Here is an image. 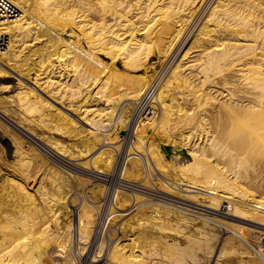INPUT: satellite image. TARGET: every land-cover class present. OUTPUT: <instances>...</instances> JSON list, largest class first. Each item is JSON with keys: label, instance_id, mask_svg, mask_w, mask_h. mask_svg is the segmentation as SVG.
<instances>
[{"label": "bare ground", "instance_id": "6f19581e", "mask_svg": "<svg viewBox=\"0 0 264 264\" xmlns=\"http://www.w3.org/2000/svg\"><path fill=\"white\" fill-rule=\"evenodd\" d=\"M12 1L23 15L8 21L13 40L0 76L15 75L18 88L0 95V116L72 171L11 135L14 159L0 150V264H264V244L242 239L264 230V0ZM156 55L170 59L160 80L155 61L141 72ZM11 87L1 82L0 91ZM134 123L128 153L117 154ZM35 126L75 141L40 137ZM158 138L177 149L176 163ZM130 201L154 202L155 215L171 218L121 216L116 202ZM167 201L192 213L200 212L189 202L242 213L255 228L237 226L235 253L232 234L221 240L207 226L185 241L151 239L150 229L188 228L181 218L192 214L177 215ZM204 222L220 229L224 220Z\"/></svg>", "mask_w": 264, "mask_h": 264}, {"label": "rangeland", "instance_id": "374dc122", "mask_svg": "<svg viewBox=\"0 0 264 264\" xmlns=\"http://www.w3.org/2000/svg\"><path fill=\"white\" fill-rule=\"evenodd\" d=\"M69 31V32H68ZM72 31V29L70 28V29H67V31H66V34H68V35H70L69 33ZM75 35V34H74ZM84 44L86 45V47L87 48H89V46L87 45V42H86V40L84 39ZM105 59H108L109 60V58H106L105 57ZM165 60H167V61H165ZM165 60H159V57L156 55V57H154V58H152L146 65H145V69L143 68L142 70H141V72H144L145 70H147V68L149 69V67H151V65H152V63L155 61V64L157 65V67H158V73H157V78H159V80L160 79H163V78H165V75L167 74L165 71L167 70V64L169 63L168 61L170 60V59H165ZM160 63V64H159ZM162 63V64H161ZM119 64L120 65H122V62L121 61H119ZM35 66H36V60H34V61H32L31 63H30V65H29V68L27 69V74H29V73H32V71H33V73H34V70H35ZM165 68V69H164ZM31 71V72H30ZM134 72V71H133ZM162 72V73H161ZM165 73V74H164ZM163 76V77H162ZM1 82H6V83H11V84H14V87H11V89H10V91H5V92H1L0 91V95L2 96V95H4V94H10V93H12L15 89H17L18 87H17V83H18V78L15 76V75H12V74H8V75H2V76H0V84H1ZM139 106H140V104H139ZM142 107V106H141ZM132 110L134 111V109L132 108ZM0 120H2L3 121V125H4V128H3V125L1 126L0 125V150H1V153L3 154L4 153V155L8 158V160L9 161H12L13 159H14V156H13V153H14V146H13V140L14 139H16V137L17 136H19V137H21V139L23 140V142H24V144L26 145V148H28V146H31V148L33 149V147H35L36 148V150L37 151H39L42 155L44 154L45 155V157H46V159L47 160H51V162H53L54 164H56V165H58V167H60L61 169H63V170H65V172H67L68 170H70L69 172H71L72 171V169L70 168V167H67V165L66 164H64V163H61L60 161H58V160H55V158L54 157H52L50 154H48V152L44 149V148H42L38 143H40L41 145H45V144H43L42 142H40V141H38L37 139H35V138H30V137H27V135H25L24 133H22L21 131H19V130H17V128L16 127H14V126H12V124H10L8 121H6V120H4L3 118H1V116H0ZM2 121H0V124H1V122ZM136 123V122H135ZM133 124L130 128L129 127H126L125 128V131L126 132H124V134H123V136L122 137H119L120 139H122V141H121V143L125 140V142H127V147H126V149L125 150H121V149H119L118 150V153L117 154H119L120 152H122L123 153V151H125V155H126V153H128V148H129V145L131 144L132 145V140H133V138L132 137H135V130L134 129H136L135 128V125L136 124H138V123H136V124ZM9 124V125H8ZM5 125L7 126V127H5ZM113 125V124H112ZM112 125H110L109 127H108V129H114L115 128V126L113 127ZM97 128H99V126H101V124L99 125V124H97V125H95ZM36 128H37V131L40 133L38 136H40L41 137V135L42 134H50L51 136H56V137H60V138H64V139H66V142H72V140L73 141H75L74 139H71L72 137H67V135L66 136H64L65 134H61V133H59L58 131H56L55 129H50V128H43V127H39V126H35ZM102 127V126H101ZM133 127V128H132ZM8 128H9V131H7L8 130ZM11 128V129H10ZM132 129V130H131ZM5 130H6V133H5ZM11 130H13V131H15V133L17 134V135H15V133H10V131ZM48 130H50V131H48ZM55 130V131H54ZM4 131V132H3ZM13 131H11V132H13ZM44 131V132H43ZM130 131V132H129ZM8 132H9V134L10 135H8ZM54 132V133H53ZM105 132V131H104ZM132 132H133V135H132ZM14 134V135H13ZM16 136L15 138L14 137H12V136ZM58 135V136H57ZM60 135V136H59ZM124 137V138H123ZM2 138V139H1ZM11 138V139H10ZM12 138H14V139H12ZM127 138V139H126ZM71 139V140H70ZM129 139V140H128ZM160 138H158V140H159ZM34 140V141H33ZM44 140H46L45 138H44ZM47 141V140H46ZM159 142H160V144H161V146L162 147H164L165 146V148H167V158L169 159L170 157H171V155H176L177 153H175L176 151H177V149H176V151H175V148L173 147L174 145H165L164 144V142H163V140L161 139V140H159ZM73 143V142H72ZM130 143V144H129ZM36 145V146H35ZM45 147H47V146H45ZM35 148L33 149V150H35ZM48 148V147H47ZM120 148V147H119ZM48 149H50V148H48ZM35 150V151H36ZM3 151V152H2ZM42 151V152H41ZM12 152V153H11ZM10 153V154H9ZM172 153H174V154H172ZM170 154V155H169ZM44 155H43V157H44ZM125 155H123V157L125 156ZM117 156L118 155H116V159H117ZM131 156H133V155H131ZM169 156V157H168ZM181 157L182 156H180L179 158L181 159ZM50 158H52V159H50ZM55 162H54V161ZM170 160V159H169ZM178 160V159H177ZM176 160L175 159H173V160H170V164H173V163H176L175 162ZM173 162V163H172ZM65 168V169H64ZM70 168V169H69ZM32 171H35V170H32ZM79 173H81V174H83V175H86V176H89V177H92V178H95V179H100L101 177L100 176H98L97 174H94V173H90V172H84V171H78ZM21 173V172H20ZM23 174V173H22ZM73 174H76L75 172L73 173ZM26 175V174H25ZM25 175H23V176H25ZM29 175V177H30V174H28ZM31 175H33L34 176V174L32 173ZM32 177V176H31ZM30 177V179H32ZM153 177H155L154 176V174H153ZM25 179H27V178H25ZM29 180V179H28ZM135 187V186H134ZM97 188L99 189V191L100 192H102V194H105L106 193V190L108 189L106 186H104V185H98L97 186ZM136 188V190H144V188H142V187H135ZM160 189H162V190H164V191H169V190H167L166 188H161V187H159ZM247 188V187H246ZM250 188V189H249ZM75 191L77 190V189H74ZM147 190V192H149L150 190H148V189H146L145 188V191ZM248 190L250 191H252L253 189L251 188V187H248ZM255 190V189H254ZM250 191V192H251ZM113 191L110 189V191H109V195H111L112 194V196L113 197H117V195H118V193H112ZM152 193V192H151ZM114 194V195H113ZM166 196V195H165ZM166 198H168V197H166ZM169 198H171V199H175V198H173V197H169ZM178 199V198H177ZM198 201V200H197ZM149 202V201H148ZM148 202H145V203H142V202H135V201H130V202H128L127 204L125 203L124 205L121 203V202H116V208H117V210H118V212L119 213H122L121 211H123V215L121 214V216H129L130 214H133L132 212H134V211H136V212H138V213H136V214H138V216H141L142 214H143V217L147 220V221H149V222H154V221H156L157 222V224H159L160 222H162L163 220H166V223H168L169 222V220H170V218L171 217H167V216H165L164 215V217H163V215H161V214H159L158 216L157 215H155V213H156V207H155V204L156 203H154V202H150V205H151V207H150V205L148 204ZM160 202H162V203H164L163 201H160ZM201 202V201H200ZM135 203V204H134ZM167 205H172L171 207L170 206H168V207H170L171 209H173V208H175L177 205H180V203H174L173 201H167V202H165ZM169 203V204H168ZM186 203V202H185ZM202 203V202H201ZM207 203V202H206ZM230 203V200L228 199V198H225L224 199V201H223V204H224V206H226V205H228ZM147 204L149 205V207L147 206ZM154 204V205H153ZM177 204V205H176ZM188 204V203H187ZM127 205V206H126ZM135 205V206H134ZM147 206V207H145V206ZM189 206H191V208L192 209H194V210H196V211H198V212H200V213H197V212H189L188 210H185L184 208V210L185 211H183V210H181L182 208L181 207H179V206H177L175 209H173V210H176L177 208H179L180 209V211L179 210H176L177 211V215H179L180 213L179 212H182L180 215H184L185 214V212L187 211V212H189L190 214H192V215H190V216H188L187 215V217H186V215H185V218L187 219H185V218H183L184 216H182V218L181 219H183L182 221H183V224L184 225H186V226H188V228H185L186 230H183V231H181V229H180V233L179 234H177L176 232H174L173 230H168L169 228H167V229H165L164 230V228L162 229L161 228V230L158 228H155V229H150L149 231L151 232V234L152 235H154V237L153 238H151V239H159V240H161V237H162V239L163 238H168V239H172V238H174L176 235H178L179 236V238L182 240V241H185L186 240V233H191L190 235H192V236H200V235H198V234H201L203 231H205L204 229L206 228V226H207V232H212L214 229V232H216L215 233V235L216 234H219L218 236H219V238L221 239V240H223V238L224 237H226V236H228V235H231L232 234V236H234V237H232V238H228V241H227V246H228V249H229V251L230 252H232V253H235V252H239V244H238V241H239V238H242L243 236H241L242 235V233L237 229V226H249V227H252V228H255V226H252V225H250V224H248L247 222H246V219H244V217H242L243 215H242V213L240 214L238 211L236 212L237 214H240V215H229V214H226V215H221V216H219V214H217V212L215 211V209H212V208H210V207H207V206H205V205H202V204H197V203H192V202H189V204H188ZM187 205V206H188ZM153 206L155 207V209L153 208ZM184 206V205H183ZM76 208V207H75ZM142 208V209H141ZM144 208V209H143ZM130 209V210H129ZM152 209V210H151ZM106 210V212H104V214H102V215H104L103 216V218H104V220L106 219V218H108L107 216V214H108V207L105 209ZM145 210V211H144ZM152 211H154L155 213H153ZM179 211V212H178ZM149 212V213H148ZM106 213V214H105ZM179 213V214H178ZM152 215V216H150V215ZM195 214V215H194ZM198 216H197V215ZM201 214V216H199ZM166 215H169V214H166ZM173 216H174V214H172ZM172 215H170V216H172ZM176 215V213H175V216H177ZM200 217V219H202V220H199L198 218H196L195 219V217ZM210 215L211 216H218V217H221V218H223V220H224V222H217V224H218V226L220 225V229L218 228H216V227H211V226H208V225H206L205 224V222L203 223V220H205V219H207V217L209 218L210 217ZM159 216H161V218L159 217ZM173 216H172V218H173ZM174 216V217H175ZM205 216V217H204ZM254 216H256V217H259L260 215H254ZM152 217V218H151ZM154 217V218H153ZM162 217H163V219H162ZM167 217V218H166ZM189 217H192V220L194 219L195 221H192L191 219H189ZM194 217V218H193ZM201 217H203V218H201ZM150 218V219H149ZM155 218H158V219H161L160 220V222L159 221H157L158 219H155ZM103 220V224L101 225V227L102 228H100V230H102V229H106V227H104L105 225V223L104 222H107L106 220L104 221ZM181 221V222H182ZM189 221V222H188ZM198 221H200V222H198ZM185 222V223H184ZM191 223H192V225H191ZM198 223H200V224H202L201 226H197V224ZM181 225V226H184V225ZM203 225H205V226H203ZM166 226H169L168 224H166ZM195 226V227H194ZM203 226V227H202ZM104 227V228H103ZM193 227H194V229H193ZM203 229H201V228ZM182 228V227H181ZM194 230L193 232H191L192 230ZM199 228H200V230H202V231H200L199 230ZM211 228V229H210ZM190 229V230H189ZM198 229V230H197ZM236 229H237V231H236ZM256 229H258V228H256ZM104 230H102L101 232H103ZM208 230H210V231H208ZM158 231V232H157ZM190 231V232H189ZM200 231V232H199ZM219 231V233H217ZM173 232V233H172ZM195 232V233H194ZM198 232V233H197ZM214 232H212V234L214 233ZM263 232V234L261 233V232H258L257 230H254L252 233H251V235L249 236L250 238H248L247 236H244V237H246V238H242L246 243H263L264 244V240H263V238H260V235L262 234V235H264V230L262 231ZM167 233V234H166ZM183 233V234H182ZM185 233V234H184ZM194 233V234H193ZM172 234V235H171ZM175 234V235H174ZM202 235V234H201ZM157 236H158V238H157ZM249 239V240H248ZM261 240V241H260ZM250 241V242H249ZM150 248V247H149Z\"/></svg>", "mask_w": 264, "mask_h": 264}, {"label": "built area", "instance_id": "2783aa9c", "mask_svg": "<svg viewBox=\"0 0 264 264\" xmlns=\"http://www.w3.org/2000/svg\"><path fill=\"white\" fill-rule=\"evenodd\" d=\"M22 15V8L12 0H0V54H4L10 49L13 40L12 32L7 28L8 21L19 19ZM38 144L56 160L68 166L64 160L57 157L50 149L40 143Z\"/></svg>", "mask_w": 264, "mask_h": 264}]
</instances>
